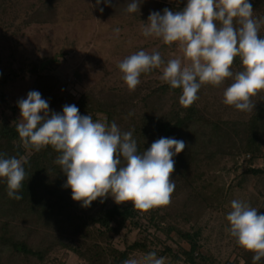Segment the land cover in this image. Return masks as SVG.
<instances>
[{"label":"rangeland","instance_id":"374dc122","mask_svg":"<svg viewBox=\"0 0 264 264\" xmlns=\"http://www.w3.org/2000/svg\"><path fill=\"white\" fill-rule=\"evenodd\" d=\"M128 2L110 0L106 5L102 0L97 5L96 0H0V116L6 115L19 123L18 101L26 99L30 91H38L48 102L50 115L62 114L65 105H76L86 96L91 103L104 104L107 109L115 107L123 116L128 113L168 114L174 103L171 95L154 93L164 84L162 68L142 74L140 84L129 92L118 64L140 50L159 51L165 62L182 58L176 43L169 46L158 38L145 37L142 26L151 12L163 14L165 7L173 11L183 9L187 0H142L136 13L124 11ZM254 15L261 17L258 12ZM117 28L120 29L118 35L114 31ZM260 31H264V26ZM231 83L232 80L227 79L219 87L205 85L199 90L197 107L210 122L233 125L248 121L251 116L253 110L239 111L223 103V92ZM80 114L91 115L94 121H103L107 117L100 112L80 111ZM199 129L194 125L173 137L186 144L185 149L173 158L184 151L190 153L191 165L187 174L190 184L180 179L175 168L172 179L176 187L171 203L159 208L160 214L165 213L170 218L161 226L172 223L183 230L200 231L197 264L235 261L244 264L246 252L226 231L229 227L226 216L231 211L233 199L243 200L259 214H264V180L253 175L241 176L249 169L264 168V148L263 156L249 163L248 155H231L232 152L235 154V149L227 146L226 138L220 143L211 140L210 126ZM234 144L233 148L241 147L238 139ZM209 155L213 157L208 158ZM196 189L202 191L201 197L196 196ZM108 201L109 206L116 203L111 196ZM183 215L188 218H181ZM150 218L148 212L139 213L138 222L142 224L141 230H145L142 232L128 222L120 234L112 236V245L123 251L147 235L155 242V247H149L160 252L168 247L181 255L179 248L189 249V244L178 240L174 232L169 238L163 230H157L152 225L158 220L150 223ZM11 225L17 227L18 237L28 238L34 249L46 252L44 261L31 258L24 261L27 264H88L67 249L62 241L54 242L56 232L44 225L35 227L18 219ZM144 254L133 252L131 257ZM157 256L164 257L165 264H185L174 263L168 255ZM24 262L14 260L9 264H26Z\"/></svg>","mask_w":264,"mask_h":264},{"label":"clouds","instance_id":"9594fccd","mask_svg":"<svg viewBox=\"0 0 264 264\" xmlns=\"http://www.w3.org/2000/svg\"><path fill=\"white\" fill-rule=\"evenodd\" d=\"M101 2L96 0L97 5ZM141 2L129 0L124 11L139 12ZM103 3L109 5L110 0ZM262 26L264 17L254 15L250 0H187L181 10L151 12L142 35L169 46L176 43L183 56L165 62L159 51L140 50L118 64L122 80L132 92L142 74L162 68L161 80L172 89H181L179 104L188 108L198 100L202 86L219 87L231 79L223 103L250 112L255 105L252 98L264 92ZM114 31L118 35L120 29ZM237 57L242 70L234 73ZM18 107L16 131L21 145L36 152L53 148L59 154L54 163L67 177L64 187L71 189L72 199L83 207L108 196L117 204L131 203L140 213L170 205L176 187L173 157L185 149V141L162 137L140 152L131 131L122 132L115 122L109 125L106 120L81 115L74 104L65 105L62 114L50 115L48 102L38 91H30ZM25 163L0 153V179L6 181L9 198L22 199L17 193L27 175ZM230 207L226 231L238 246L253 253V264H257L264 258V214L239 199H233ZM122 264H165V258L151 251Z\"/></svg>","mask_w":264,"mask_h":264},{"label":"trees","instance_id":"16d2710c","mask_svg":"<svg viewBox=\"0 0 264 264\" xmlns=\"http://www.w3.org/2000/svg\"><path fill=\"white\" fill-rule=\"evenodd\" d=\"M250 2L254 12L261 13V17H264V0H250ZM165 8L170 9L169 7ZM259 34L264 37V31H260ZM232 70L234 73L242 70L241 61L238 57L235 59ZM154 93L157 96L171 95L174 103L168 114L158 112L150 114L128 113L123 116L113 106L107 109L104 104L91 103L90 100L88 101V96L79 99L76 106L79 111L105 113L109 125L115 122L122 132L131 131L140 152L146 150L159 138H173L177 133L182 134L189 127L195 125L200 129L210 126V136L213 138L211 140L220 143L226 138L227 146L235 149V154L231 153L232 156L248 155L249 163L263 156L264 92L253 98L255 105L248 121L233 125L221 121L210 122L199 111L196 102L188 108L182 107L179 104L181 89H172L164 83ZM12 109L15 110L14 107ZM17 124L16 121L6 115L0 116V153L7 157L15 156L27 160V163L23 165L27 175L22 188L17 193L22 199L9 198L6 181L0 179V264H9L14 260L15 262H24L31 258L42 262L46 258V252L34 249L28 238L17 236V227L11 225L15 219L22 223H30L35 227L44 225L46 229L56 232V235H53L54 242L62 241L67 249L83 258L88 264H122L124 260L131 257L133 252L148 253L151 251H155L160 256H170L174 263L197 264V256H199L201 248L199 243L200 231L190 232L172 223H167L165 227H162L161 224L167 222L170 216L165 213L160 214L161 209L159 208L148 212L151 217L150 223L158 220V223H154L152 226H156L157 230H163L169 238L174 232L178 240L186 241L189 244L188 250L179 248L181 255L168 247L160 252L156 248L149 247H155V242L149 239L147 235L143 240L135 241L123 251L114 247L112 236L120 234L128 222L133 223L142 232L145 230H141L142 224L138 222L140 212L134 210L131 204L113 203L109 206L108 197L103 202L98 198L87 208L74 201L71 189L64 187L66 175L61 171L60 166L54 163L59 154L50 146L41 149L39 152L26 150L21 145L16 131ZM231 136L240 141V148L232 147L235 145L236 139H232ZM189 154L184 151L176 159L173 158L175 168L181 176L180 179H183L186 184H190L187 178L191 165ZM212 157V155L208 156V158ZM244 175L260 177L263 181L264 168L249 169L241 176ZM195 191L196 196L201 197L202 191L197 189ZM181 218L187 219L188 217L183 215ZM245 252L244 264L252 263L253 253L246 250ZM227 264L240 263L235 261ZM257 264H264V258Z\"/></svg>","mask_w":264,"mask_h":264}]
</instances>
